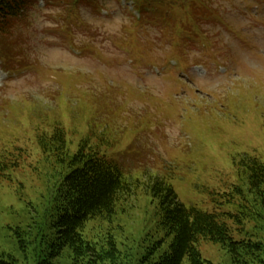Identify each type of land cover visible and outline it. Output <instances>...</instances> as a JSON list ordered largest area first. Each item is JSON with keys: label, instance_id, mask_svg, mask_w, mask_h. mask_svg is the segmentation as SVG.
<instances>
[{"label": "rangeland", "instance_id": "374dc122", "mask_svg": "<svg viewBox=\"0 0 264 264\" xmlns=\"http://www.w3.org/2000/svg\"><path fill=\"white\" fill-rule=\"evenodd\" d=\"M82 1L70 36L61 28L68 0H39L21 25L20 59L12 68L0 60V143L17 138L34 156L12 179L0 178V257L36 264L49 233L55 171L39 161L35 134L24 132L38 119L60 125L71 153L84 144L134 181L114 217L85 231L102 245L114 237L118 264H142L164 235L149 189L158 176L186 205L220 214L237 240L261 242L264 254V202L231 195L247 189L248 164L264 162V0H204L214 13L200 21L206 41L192 37L185 50L176 47L171 13L143 5L136 19L120 0H74ZM200 250L232 264L219 243L204 240ZM71 259L66 250L56 264Z\"/></svg>", "mask_w": 264, "mask_h": 264}, {"label": "trees", "instance_id": "16d2710c", "mask_svg": "<svg viewBox=\"0 0 264 264\" xmlns=\"http://www.w3.org/2000/svg\"><path fill=\"white\" fill-rule=\"evenodd\" d=\"M39 0H0V60L9 68L20 59L21 50L17 48L22 36L21 28L28 13ZM48 1V0H46ZM88 1V0H86ZM100 4L99 0H89ZM139 8L149 5L163 13H171L170 26L177 41V49L185 50L188 35H194L206 41L199 31L200 21L211 8L204 0H133ZM67 11L73 17H67L61 28L73 34L70 23L81 21L80 5L68 0ZM142 9V8H141ZM78 10V12H76ZM166 14V16H168ZM58 15V14H57ZM214 15L210 14L207 16ZM200 17V19H199ZM137 21V20H136ZM186 34V35H184ZM179 58L185 63L181 55ZM20 61V60H19ZM25 66V62H20ZM17 71V70H16ZM37 120V119H36ZM27 127L24 132L35 134L31 139L38 150L39 161H45L55 171L54 182L50 192L51 206L47 214L48 234L44 235L42 250H37L40 257L36 264H56L64 251L72 254L71 264H118L119 249L114 237H107L104 245L89 239L86 235L87 224L96 219L107 217L110 221L117 211V205L128 199L136 189L134 181L128 179L116 159L87 149L82 144L71 153L68 149L65 133L59 124L50 128L46 120ZM1 142L0 178L12 179V173L21 169L22 164L33 153L20 143ZM13 146V147H12ZM248 187L244 190L235 186L244 199H261L264 202V162L254 159L245 169ZM149 189L158 199V225L164 235L154 241L148 252L141 257L142 264H214L203 258L200 244L202 241L219 243L231 257L232 264H264L262 243L250 239L237 240L231 227L216 212H207L195 205L183 203L174 186L164 177H156L150 182ZM250 197V198H249ZM109 235V234H108ZM107 236V234H106ZM164 243H168L166 247ZM0 264H18L16 260L8 261L0 257Z\"/></svg>", "mask_w": 264, "mask_h": 264}]
</instances>
